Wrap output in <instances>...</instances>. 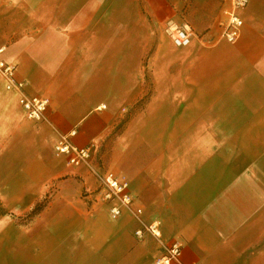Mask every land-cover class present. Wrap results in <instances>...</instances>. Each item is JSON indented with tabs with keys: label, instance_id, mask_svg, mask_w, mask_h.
Masks as SVG:
<instances>
[{
	"label": "crops",
	"instance_id": "0c3cea01",
	"mask_svg": "<svg viewBox=\"0 0 264 264\" xmlns=\"http://www.w3.org/2000/svg\"><path fill=\"white\" fill-rule=\"evenodd\" d=\"M231 2L0 0V61L51 100L30 120L0 74V217L49 200L0 231V264H155L176 242L173 264H264V0H249L236 44L220 37ZM73 132L93 172L56 153ZM106 172L160 239L92 195Z\"/></svg>",
	"mask_w": 264,
	"mask_h": 264
},
{
	"label": "built area",
	"instance_id": "2783aa9c",
	"mask_svg": "<svg viewBox=\"0 0 264 264\" xmlns=\"http://www.w3.org/2000/svg\"><path fill=\"white\" fill-rule=\"evenodd\" d=\"M231 8L225 11V19L221 23L220 37L229 43L236 44L240 41L245 26V21L242 16V11L246 9L249 0H231ZM173 44L176 47H187L192 40L190 29L185 27L172 28L170 33ZM5 51L0 48V55ZM0 74L7 81L8 86L17 89L20 94V104L25 109L30 120L45 121L47 119V112L51 105V100L48 98L30 97L26 94V83L17 79L16 67L13 64L0 61ZM76 132L70 136H62L58 145L56 146V153L67 156L69 164L74 167L86 166L92 172L94 149H80L76 147L70 140L74 137ZM100 189L94 196L103 203H115L111 207V215L114 219H119L122 216L124 209L133 211L134 217L142 224V228L136 232V237L143 240L145 234H150L156 239L161 238V223L154 222L144 224L141 220L143 214L142 208H133L135 203L134 197L130 194V184L125 177H119L112 172H106L105 175L99 177ZM183 255V245L179 242L164 249V255L156 260L155 264H173L179 263Z\"/></svg>",
	"mask_w": 264,
	"mask_h": 264
},
{
	"label": "rangeland",
	"instance_id": "374dc122",
	"mask_svg": "<svg viewBox=\"0 0 264 264\" xmlns=\"http://www.w3.org/2000/svg\"><path fill=\"white\" fill-rule=\"evenodd\" d=\"M176 27L181 28V29H184V28H185V26H176V25L169 26V27H168V30H169V31H168V35H169V37H170L171 29H172V28H176ZM170 38H171V37H170ZM89 195H90V193H88V195L86 194V196H89ZM86 196H85V197H86ZM29 213H30V211H29V212H26L24 215L19 216V217H17V218H16V216H14L13 218H15V222H16V224H17L18 226H27L28 222H31L30 219L28 218ZM12 253H13V254L18 253L17 255H13L14 257H16V256L19 255V252H12ZM3 254H4V253H3Z\"/></svg>",
	"mask_w": 264,
	"mask_h": 264
},
{
	"label": "clouds",
	"instance_id": "9594fccd",
	"mask_svg": "<svg viewBox=\"0 0 264 264\" xmlns=\"http://www.w3.org/2000/svg\"><path fill=\"white\" fill-rule=\"evenodd\" d=\"M13 215L19 216L21 215L19 209H13L11 215H5L3 217H0V231L5 230L8 228L14 221H13Z\"/></svg>",
	"mask_w": 264,
	"mask_h": 264
},
{
	"label": "trees",
	"instance_id": "16d2710c",
	"mask_svg": "<svg viewBox=\"0 0 264 264\" xmlns=\"http://www.w3.org/2000/svg\"><path fill=\"white\" fill-rule=\"evenodd\" d=\"M49 204V200L48 199H44L43 201L37 203L34 208L31 210V212L28 215L29 219H32L38 215H40L45 208L48 206Z\"/></svg>",
	"mask_w": 264,
	"mask_h": 264
},
{
	"label": "bare ground",
	"instance_id": "6f19581e",
	"mask_svg": "<svg viewBox=\"0 0 264 264\" xmlns=\"http://www.w3.org/2000/svg\"><path fill=\"white\" fill-rule=\"evenodd\" d=\"M7 89L12 90L13 88H11V87H9V86L7 85Z\"/></svg>",
	"mask_w": 264,
	"mask_h": 264
}]
</instances>
